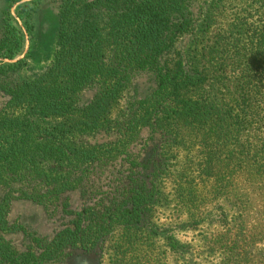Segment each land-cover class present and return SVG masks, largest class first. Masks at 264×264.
<instances>
[{
	"label": "trees",
	"instance_id": "1",
	"mask_svg": "<svg viewBox=\"0 0 264 264\" xmlns=\"http://www.w3.org/2000/svg\"><path fill=\"white\" fill-rule=\"evenodd\" d=\"M22 1L0 0V264L161 263L149 214L167 178L190 224L212 226L206 264H255L264 0L25 3L30 45L42 9L57 23L53 63L33 77ZM16 203L49 232L12 220Z\"/></svg>",
	"mask_w": 264,
	"mask_h": 264
},
{
	"label": "rangeland",
	"instance_id": "2",
	"mask_svg": "<svg viewBox=\"0 0 264 264\" xmlns=\"http://www.w3.org/2000/svg\"><path fill=\"white\" fill-rule=\"evenodd\" d=\"M33 1L36 0H24L14 6L12 14L16 21H18V19L15 12L19 10L18 6ZM18 22L25 38V50L19 59H22L28 50L31 49L27 67L23 74L28 77L40 75L51 66L54 60L57 37L56 14L50 8L46 7L42 9L38 16L39 27L35 34H33L31 45L28 32L22 27V23L20 21ZM247 135L249 136V134ZM161 190L162 194L158 199L159 201L154 205L153 210L149 214L150 224L158 233L159 241H156L153 244L156 248L154 251V254L157 255L156 258H159L160 253H162L161 259L163 260L159 264H206L205 258L207 257V252L205 251L203 241L208 231H212V226L210 228L209 224L206 222L201 223L198 226L190 224L188 217L177 204L170 179L167 178L164 181ZM258 197L262 198L263 196H260V193L256 192L255 210L258 211L257 223L258 226L260 228L262 226L264 230V223H260V215L262 214L261 210H264V198L259 199L258 201ZM232 213L235 215L237 214V212L233 211ZM9 217L12 220L17 219L20 222L25 223L41 234L49 232V229L44 222L43 212L39 208L30 204L16 203L12 207ZM257 232H260V230L257 229ZM169 237L175 239L181 244L185 243L190 246V254L185 256L164 253V250L167 248L166 243L168 242L166 239ZM252 259L257 261L255 264H264V242L257 245L256 253ZM157 261L156 259L153 261V257H148V259L141 264H158ZM69 264H110L109 252L106 253V255H104V257L97 263L85 257H74Z\"/></svg>",
	"mask_w": 264,
	"mask_h": 264
}]
</instances>
